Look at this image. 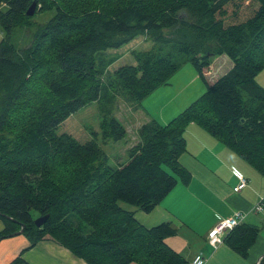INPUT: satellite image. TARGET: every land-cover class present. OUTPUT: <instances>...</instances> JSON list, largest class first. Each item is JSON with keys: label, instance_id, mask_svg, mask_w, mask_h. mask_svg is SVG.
I'll list each match as a JSON object with an SVG mask.
<instances>
[{"label": "trees", "instance_id": "16d2710c", "mask_svg": "<svg viewBox=\"0 0 264 264\" xmlns=\"http://www.w3.org/2000/svg\"><path fill=\"white\" fill-rule=\"evenodd\" d=\"M33 1L43 11L44 0H0L5 7L0 20V240L25 225L27 249L49 236L86 264H189L166 243L175 235L170 223L146 229L121 205L149 213L178 180L188 182L190 175L178 157L185 151L183 134L190 123L264 177V88L255 81L264 69V0H163L156 9L148 0H93L75 16L55 3L50 9L56 13L35 36L36 44L18 54L9 34L19 23L30 25L32 16L26 11ZM143 34L153 36L156 49L137 54V66L123 68L113 79L107 72L113 62L107 52ZM43 39L52 42L54 72L43 90L45 110L39 119L25 122L24 90L31 76L44 70L45 65L39 67L46 52ZM261 48L263 55L254 57ZM164 49L168 52L162 55ZM217 56L231 66L209 82L206 69ZM185 63L195 69L205 92L168 124H143L137 132L139 143L125 162L102 169L93 164L101 153L90 150L87 155L94 162L83 164L79 172L51 168L49 157L67 148L61 144L64 137L52 132L71 114L101 97L112 104L117 91L136 106L167 85ZM17 116L20 137L3 136L4 124ZM100 133L110 142L126 134L113 116L103 118ZM45 215L47 221L36 227L34 220ZM83 224L87 231L81 229ZM258 232L240 225L224 243L245 257ZM20 262L17 258L13 264Z\"/></svg>", "mask_w": 264, "mask_h": 264}, {"label": "crops", "instance_id": "0c3cea01", "mask_svg": "<svg viewBox=\"0 0 264 264\" xmlns=\"http://www.w3.org/2000/svg\"><path fill=\"white\" fill-rule=\"evenodd\" d=\"M170 80L163 87H170ZM255 81L264 88V69L256 75ZM163 87L152 92L146 99H150ZM179 94H182L180 90ZM173 100L174 108L166 113L163 106L157 113L152 109L161 101L144 106V109L130 108L133 114L140 113L137 116L143 117L139 119L136 128L139 129L150 120L166 125L195 101H191L188 95ZM183 138L185 151L178 157V162L189 173L188 182L185 184L178 180L174 188L149 213L129 206L121 207L132 212L134 219L146 229L170 223L175 229V235L168 238L166 243L188 262L195 255L202 254L206 259L205 264H264V207L261 213L253 211L258 200L264 199V177L194 123L187 126ZM236 172L242 174L248 182L237 193L233 191L238 183ZM235 212L244 214L241 225L254 226L259 231L245 257L232 251L225 243L213 249L207 241L208 232L216 224L217 216L226 218ZM2 230L3 224L0 221V232ZM28 247L29 241L23 235L0 240V264H13L17 258L21 260L20 264H86L49 236L30 249Z\"/></svg>", "mask_w": 264, "mask_h": 264}, {"label": "rangeland", "instance_id": "374dc122", "mask_svg": "<svg viewBox=\"0 0 264 264\" xmlns=\"http://www.w3.org/2000/svg\"><path fill=\"white\" fill-rule=\"evenodd\" d=\"M92 1L93 0H44L43 11H38L40 6L36 5V13L28 19L30 25L28 27H21L19 23L15 26L13 31L9 34V41L14 48L18 50V54H22L25 50L36 44L34 40L35 36L55 15L56 10L50 9L51 5L59 3L61 10L70 12L72 13V16H75L82 11V9L89 7ZM163 2V0H148L152 9L160 7ZM97 4L99 6H103V4H100L99 2H97ZM4 8V6L0 5V20L2 19ZM77 34L78 33L71 34L70 36H77ZM167 34L168 33H166V35ZM59 36L62 39L69 37V35L66 34H59ZM3 37L4 34L2 33L0 26V39ZM152 37L153 36L151 34H143L130 40L122 48L107 52V55L111 58V61H113L107 67L108 74H110L114 79L113 75L121 71L123 68L136 67L137 61L135 56L137 54L151 49H156V45L153 43ZM42 43V48L46 52L42 54L39 67L41 65L45 66L44 70L40 74L31 76L30 83L24 90L27 93L28 101L22 109L25 122H31L39 119L41 113L45 110L46 106L43 90L46 88V83L50 73L54 72L53 64L55 62V52L52 49V42L48 39H43ZM263 48L254 51V57L263 55ZM167 52L168 49H164L161 54L164 55ZM230 66V62L223 56L211 58L209 68L206 69L207 73L205 77L209 82L216 81L229 69ZM182 68L183 69L177 72L170 80V87H163L161 90L152 95L150 99H144L142 102L135 104L136 106H133L134 103L132 102L128 103V99L124 96V94L117 91V97L113 100L112 104H109L107 99H102L101 97L98 101L88 104L71 114L69 118L60 123L52 132L54 137H64L61 144L67 148L64 149L63 152L61 151L55 156L49 157L52 159L50 162L51 168L61 170L63 168L73 167V172H79L82 169L83 164L91 166V162H94L91 159V155H87V152L90 150H99L101 153L98 161L93 164L100 165L102 169L113 170L118 164L125 162L128 158V151L135 148L139 143L137 134L138 129L136 127L139 123V119L143 118L137 116L140 113L133 114L134 112L131 109H144V106L148 107L153 102L161 101V104H155L152 109L157 113L159 108L163 106L164 113H166L174 108V104L172 102L175 100L173 99H183L184 95H188V98L193 101L204 92L205 87L197 77L195 71L192 69V66L189 63H185ZM46 72L49 74H45ZM105 77H107V75ZM179 90L182 94H179ZM113 93L114 92L110 93V95L112 96ZM21 97L22 96L19 98ZM17 103L18 100L16 101V104ZM109 116L115 117L125 129V137L118 142L104 141L101 138L100 123L104 117ZM9 121L10 123L8 125L4 124L3 126V136L7 137L15 135L19 138L22 134V128L20 126L18 116L15 118V122L11 123V119ZM36 122L34 124H36ZM16 124H19V127H17ZM241 222L238 226L241 225ZM81 229L87 231L88 227L83 224L81 225Z\"/></svg>", "mask_w": 264, "mask_h": 264}, {"label": "built area", "instance_id": "2783aa9c", "mask_svg": "<svg viewBox=\"0 0 264 264\" xmlns=\"http://www.w3.org/2000/svg\"><path fill=\"white\" fill-rule=\"evenodd\" d=\"M238 183L233 188L234 192H239L243 188L247 186V179L240 173L236 172ZM264 207V199L260 198L258 202L253 207V211L255 213L262 212ZM244 218V214L240 212H235L232 216L222 218L217 217V222L214 225V227L208 232L207 235V241L211 248L216 249L218 246L223 244L225 236L232 231L234 228H236L242 219ZM206 259L202 254H197L194 256V258L191 260L190 264H205Z\"/></svg>", "mask_w": 264, "mask_h": 264}, {"label": "water", "instance_id": "95a60500", "mask_svg": "<svg viewBox=\"0 0 264 264\" xmlns=\"http://www.w3.org/2000/svg\"><path fill=\"white\" fill-rule=\"evenodd\" d=\"M35 11H36V3L33 1L31 3V5L29 6V8L27 9L26 15L27 16H33L35 14ZM3 216L5 218L11 220V217H9V216H6V215H3ZM48 217H49L48 215H45V216H41V217L37 218L36 220H34V225L38 228L42 227L44 225V223L47 221ZM24 228H25V225H21L19 231L12 233L8 237L11 238V237H16V236L22 235Z\"/></svg>", "mask_w": 264, "mask_h": 264}]
</instances>
